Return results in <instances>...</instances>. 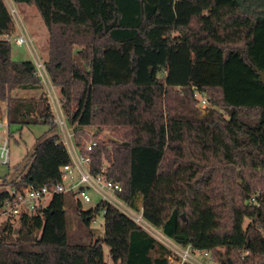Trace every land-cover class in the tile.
Returning <instances> with one entry per match:
<instances>
[{"label": "trees", "instance_id": "obj_1", "mask_svg": "<svg viewBox=\"0 0 264 264\" xmlns=\"http://www.w3.org/2000/svg\"><path fill=\"white\" fill-rule=\"evenodd\" d=\"M13 2L35 6L48 30L44 66L59 89L75 142L90 158L91 173L103 169L106 179L120 185L118 197L138 211L168 153L166 185L179 195L161 218L146 211L145 219L179 245L206 251L210 264H264V237L256 230L257 224L264 229V84L257 72H264V0ZM12 23L0 0V35ZM34 89L40 90L37 98L12 94ZM195 92L203 93L206 107L196 106ZM1 102L8 127L56 128L34 64L13 60L10 41L3 38ZM91 126L97 133H86ZM102 129L115 139H97ZM222 132L257 149L259 162L215 165L216 135ZM92 139L97 142L86 151ZM69 162L52 132L35 143L20 178L4 177L0 191L28 184L53 187ZM233 175L231 206L225 180ZM256 193L260 205L253 208L243 239L228 240L222 217L248 211L245 202ZM66 204L65 194H54L45 208L22 215L16 232L9 221L0 223V264H106L103 243L113 264H173L166 246L103 201L86 211L77 204L87 228L104 209L103 238L70 244Z\"/></svg>", "mask_w": 264, "mask_h": 264}, {"label": "rangeland", "instance_id": "obj_2", "mask_svg": "<svg viewBox=\"0 0 264 264\" xmlns=\"http://www.w3.org/2000/svg\"><path fill=\"white\" fill-rule=\"evenodd\" d=\"M8 9L11 8V5L16 10L21 22L23 23L25 29L29 33L32 42L33 48L36 54L44 61L47 57L48 50V30L38 13L35 6L27 5V4H16L13 0H4ZM14 24V23H13ZM13 36L18 35L19 31L16 29V26H13ZM10 46H11V58L15 61H32V55L28 48L25 45H16L13 38H10ZM16 92L15 94H13ZM40 93V90H14L12 94L17 97H35L37 98ZM198 99L196 106L200 108H204L207 105V101L203 93H195L194 96ZM0 104V115H5V103ZM9 130L10 134L7 133ZM86 133L91 134L96 130L95 126H91L86 128ZM52 132H58L55 128L52 131H49V126L46 124H35V125H27L20 128L17 124L10 125L7 124L0 125V136L6 137L8 139V150H9V160L7 164L0 163V188L1 184L4 181V177L9 180L19 179L20 176L26 171L27 167L30 163L31 154L33 151V147L36 142L42 140L44 137L49 136ZM230 133L222 132L218 133L216 136H219V143L217 146L215 145L214 153H213V161L216 163L215 165H220L221 163H227L230 165H239L245 163H251L255 161L259 162L260 159H257V149L252 150L248 148L242 138L235 140L230 138ZM83 141H85V136H83ZM102 141L110 142L114 138V134L110 132L109 129H102L98 134V138ZM220 142H225L227 146H222ZM232 156V161L230 162ZM169 154L165 153L160 168L158 170V179L155 182V185L152 188V192L149 198H147L144 202L140 203L138 201L139 210L138 213H141L142 217L145 219L146 211L150 216H153L156 219L161 218L166 210L173 205L175 199L179 195V191H172L166 185V175L168 173V159ZM255 159V160H254ZM235 176L228 177L225 180V185L227 192L229 194V202L231 203V198L235 191ZM89 194L92 198L90 202H81L80 210L86 211L89 208H94L95 204L100 201L99 196L94 194L92 191H89ZM65 199L67 204L65 206L67 212V234H68V242L70 244H89L96 238H103L104 228H103V213L100 210L91 223L90 227L87 228L83 225L78 217V207L76 198L72 194H65ZM51 197H46L43 200V204L49 203ZM245 206L248 211L242 212L240 211H232L227 212L221 219V226L230 232L227 239H233L235 241H239L243 239L245 230L248 227L249 222H251V213L253 208H258L259 206L249 205L247 201L245 202ZM137 212V211H136ZM241 219H240V217ZM146 220V219H145ZM5 221V217L0 216V223ZM148 221V220H147ZM149 222V221H148ZM12 226L15 227V231H17V227L19 223L17 221L10 222ZM149 224H153L152 222ZM153 226V225H152ZM257 229L259 233L264 237V229H261L257 224ZM157 228L156 226H154ZM158 229V228H157ZM252 230H250V233ZM255 231V230H254ZM251 235V234H250ZM103 258L106 264H113L110 255H109V247L103 243Z\"/></svg>", "mask_w": 264, "mask_h": 264}, {"label": "built area", "instance_id": "obj_3", "mask_svg": "<svg viewBox=\"0 0 264 264\" xmlns=\"http://www.w3.org/2000/svg\"><path fill=\"white\" fill-rule=\"evenodd\" d=\"M8 10L14 24L12 23L11 30L4 35L3 39L10 41L12 37L16 45H25L30 51L33 58L32 63L36 68L48 98L49 107L52 112V121L56 126L60 140L67 150L70 162L60 168V180L53 187H35L28 184L25 186H6L2 188L0 191V216L5 217V220L9 222H18L23 214H30L37 208H45L49 204H43V200L46 197L52 198L54 194L58 193L72 194L76 198V201L81 204V202H90L92 200L89 194V191H92L99 196L100 201L98 202L103 201L112 205L166 246L170 250L168 259L173 264H210L208 262L209 255L206 251L194 250L190 245H179L164 235L160 229L149 224L142 217L141 213L136 212L135 209L122 201L118 197V193L121 191L120 185L106 179L102 174L103 169L97 175L91 173L89 169L90 158L88 155L81 153L74 139L73 128L69 125L66 115L63 112L59 89L50 81L44 66V61L36 54L32 39L21 22L16 10L12 5ZM14 25L19 31L16 36H13L15 31L13 30ZM1 124H7L5 115H0ZM96 142V139L88 141L84 149L89 151ZM8 160V139L0 136V163L7 164ZM257 195L258 193L251 195L247 203L249 205L259 206L260 203L257 201ZM103 212L104 209H102Z\"/></svg>", "mask_w": 264, "mask_h": 264}, {"label": "water", "instance_id": "obj_4", "mask_svg": "<svg viewBox=\"0 0 264 264\" xmlns=\"http://www.w3.org/2000/svg\"><path fill=\"white\" fill-rule=\"evenodd\" d=\"M258 72V74L260 75V80H261V82L264 84V72H261V71H257ZM95 133H97V130H95L94 132H93V134H95ZM184 217V216H183ZM16 232V231H15Z\"/></svg>", "mask_w": 264, "mask_h": 264}, {"label": "crops", "instance_id": "obj_5", "mask_svg": "<svg viewBox=\"0 0 264 264\" xmlns=\"http://www.w3.org/2000/svg\"><path fill=\"white\" fill-rule=\"evenodd\" d=\"M4 35H5V34L0 35V38H4ZM15 93H16V92H14V94H15ZM2 104H4V102H1V106L3 107Z\"/></svg>", "mask_w": 264, "mask_h": 264}]
</instances>
